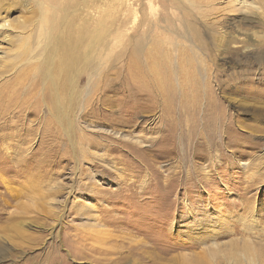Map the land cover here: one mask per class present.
I'll return each instance as SVG.
<instances>
[{
	"label": "rangeland",
	"instance_id": "obj_1",
	"mask_svg": "<svg viewBox=\"0 0 264 264\" xmlns=\"http://www.w3.org/2000/svg\"><path fill=\"white\" fill-rule=\"evenodd\" d=\"M0 264H264V0H0Z\"/></svg>",
	"mask_w": 264,
	"mask_h": 264
},
{
	"label": "bare ground",
	"instance_id": "obj_2",
	"mask_svg": "<svg viewBox=\"0 0 264 264\" xmlns=\"http://www.w3.org/2000/svg\"><path fill=\"white\" fill-rule=\"evenodd\" d=\"M48 65H49V64H48ZM48 75H49V74H48L47 72H45V71H43V73L41 74L42 78H44V79H45L46 77H48ZM47 79H50V78H47ZM49 86L54 87L53 83H52L51 85H49ZM51 93L53 94V92H51ZM51 98H52V97H51ZM52 100H53V99H52ZM55 104H56V103H54V101H53V106H52L53 109H55Z\"/></svg>",
	"mask_w": 264,
	"mask_h": 264
}]
</instances>
